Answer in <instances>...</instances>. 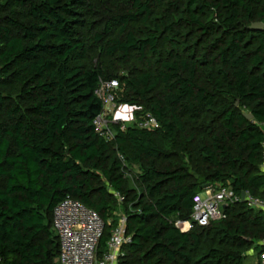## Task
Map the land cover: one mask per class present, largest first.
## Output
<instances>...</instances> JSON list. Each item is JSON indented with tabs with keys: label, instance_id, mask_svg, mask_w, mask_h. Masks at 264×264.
I'll return each instance as SVG.
<instances>
[{
	"label": "trees",
	"instance_id": "16d2710c",
	"mask_svg": "<svg viewBox=\"0 0 264 264\" xmlns=\"http://www.w3.org/2000/svg\"><path fill=\"white\" fill-rule=\"evenodd\" d=\"M86 4L0 0V264H57L53 213L67 197L104 221L98 258L124 213L132 242L119 264H263V210L240 201L207 227L175 223L211 186L264 199V29L253 28L264 0H125L91 35ZM90 48L137 62L108 75ZM100 79H117L118 105L160 128L114 125L113 141L99 137ZM185 155L202 162L203 182ZM252 248L259 260L246 263Z\"/></svg>",
	"mask_w": 264,
	"mask_h": 264
},
{
	"label": "built area",
	"instance_id": "2783aa9c",
	"mask_svg": "<svg viewBox=\"0 0 264 264\" xmlns=\"http://www.w3.org/2000/svg\"><path fill=\"white\" fill-rule=\"evenodd\" d=\"M119 91L120 84L117 79H100L95 90V95L101 101L102 110L94 118L93 125L98 136L108 142L115 138L114 125H119L121 130L128 127L122 112L129 107L118 105ZM134 124L142 130L153 131L160 128L157 118L150 114L140 121L135 120ZM262 169L264 171V145ZM240 201L245 202L251 209L264 211V199L254 196L249 191L245 192L243 198L235 195L230 185H215L193 197L191 219L178 220L175 226L184 233L192 230L194 225L207 227L213 221L225 219L224 208ZM53 214V227L60 240L57 264H119L125 257L123 247L132 242V235L127 231V217L124 213H119L118 223L112 231L107 250L100 258L97 253L105 223L97 212L82 202L67 197L57 204Z\"/></svg>",
	"mask_w": 264,
	"mask_h": 264
},
{
	"label": "rangeland",
	"instance_id": "374dc122",
	"mask_svg": "<svg viewBox=\"0 0 264 264\" xmlns=\"http://www.w3.org/2000/svg\"><path fill=\"white\" fill-rule=\"evenodd\" d=\"M125 0H87L86 7L82 10L81 19L84 20V25L81 27V31L84 33L91 35L95 34L97 31L103 32V30L107 27V23L109 21L107 15H111V12L117 11L119 6H122V3ZM174 0H164V2H169ZM155 2V1H154ZM119 4V5H118ZM118 5V6H117ZM125 6L129 9L131 8V3H126ZM110 7V8H109ZM110 9V10H109ZM139 25V26H137ZM133 27H140V24H137ZM131 27L130 29H133ZM115 31V30H113ZM179 33L181 30H178ZM89 37V36H88ZM112 36H105L104 41L100 44L102 47L105 46L107 41L111 39ZM95 68L98 67H105L107 74L115 73L113 68H119L118 71L116 70V74L127 75L129 69L133 67L135 64L136 59L133 58L130 64L125 65L121 61H117L113 64V62L109 61V59L103 54L100 48H90V56L89 59ZM127 106V105H123ZM125 112H122L123 119L125 120L128 126L134 125L135 117H134V107H130ZM187 163L190 166V171L193 173L195 178L198 179L199 182H203V174H204V166L201 161H193L190 155H185ZM134 170L128 172V177L133 179ZM206 190V189H205ZM246 256V263H257L259 256L257 255L256 251L252 248L248 252L245 253ZM264 260V256L262 257V261Z\"/></svg>",
	"mask_w": 264,
	"mask_h": 264
},
{
	"label": "water",
	"instance_id": "95a60500",
	"mask_svg": "<svg viewBox=\"0 0 264 264\" xmlns=\"http://www.w3.org/2000/svg\"><path fill=\"white\" fill-rule=\"evenodd\" d=\"M253 28H254V29H264V24H262V23H257V24H255V25L253 26ZM236 105H238V103H237ZM245 116H246V118L249 119V120L253 119V115H252V114H246ZM242 197L245 198V193H243Z\"/></svg>",
	"mask_w": 264,
	"mask_h": 264
}]
</instances>
